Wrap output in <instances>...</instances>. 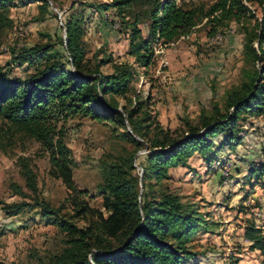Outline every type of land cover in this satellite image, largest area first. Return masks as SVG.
Segmentation results:
<instances>
[{
	"label": "rangeland",
	"instance_id": "obj_1",
	"mask_svg": "<svg viewBox=\"0 0 264 264\" xmlns=\"http://www.w3.org/2000/svg\"><path fill=\"white\" fill-rule=\"evenodd\" d=\"M111 1L47 0L49 6L44 9L41 0H12L0 23V76L13 81L27 80L34 68L14 63L13 52L65 39L64 22L73 18L82 31L84 58L91 68L97 58L111 55L116 62H128L134 69L130 95L127 99L119 97V104L131 106L129 99L139 93L141 100L147 101L151 114L143 125L156 121L172 136H181L186 133L188 123L198 125L202 113L210 114L213 104L222 106L227 90L238 85L245 71L251 68L242 55L243 34L239 27L231 22L229 29L209 37L205 20L188 36L166 45L154 44L150 64L139 66L128 54L129 23L141 12L142 6L134 4L132 9L119 13L109 5ZM179 1L185 5H207L213 0ZM261 2L264 0H253L258 15ZM102 4L107 8L101 7ZM137 18L146 38L148 23L141 16ZM100 70L111 72L110 63ZM241 124L242 140L235 148L220 146L222 138L218 136L206 159L196 153L186 167L170 168L168 180L155 183L147 178L146 183L155 196L161 192L176 195L199 218L198 231L187 246L194 256L186 264H259L261 261L258 252L248 249L244 230L251 223L264 230V177L258 182L248 174L251 167L264 163V115L247 116ZM63 128L72 152V182L76 194L53 171L48 153L40 144L13 131L0 118L1 263L49 264L68 247L71 238L54 222V217H43L37 208L14 216L3 210L4 205L32 203L10 189L11 184H16L30 195L21 173V161H27L36 174L39 200L59 209V216L79 229L92 224L95 216L79 213L75 203H82L104 217L108 215L98 190L102 161L134 156L132 174L141 191L143 168L147 166L146 142L142 141L138 147L118 136L123 131L119 124L97 122L89 117L69 118L63 122ZM126 128L130 131L127 121ZM135 138L142 140L137 135Z\"/></svg>",
	"mask_w": 264,
	"mask_h": 264
},
{
	"label": "trees",
	"instance_id": "obj_2",
	"mask_svg": "<svg viewBox=\"0 0 264 264\" xmlns=\"http://www.w3.org/2000/svg\"><path fill=\"white\" fill-rule=\"evenodd\" d=\"M11 1L0 0V23ZM134 4L142 6V10L129 23L128 54L139 66L150 64L154 44L166 45L188 36L205 20L209 37L229 29L231 22L239 27L243 34L242 55L251 68L238 85L227 90L222 106L213 104L210 114L200 115L198 125L188 123L186 133L172 136L156 121L143 125L151 114L139 93L129 99L131 106L119 104V97L127 99L130 95L134 69L128 62H116L111 55L97 58L91 68L84 58L82 31L73 18L64 22L65 39L13 52L14 63L33 67L34 71L25 81L0 76V118L13 131L40 144L48 153L53 171L73 193L77 191L72 182V152L63 128V122L69 118L81 116L117 123L123 127L120 138L138 147L143 142L147 144L141 191L132 174L134 156L102 161L98 190L108 215L104 217L82 203H75L79 213L95 216V221L85 229L72 225L59 216V209L39 200L36 174L27 161H21V173L30 195L16 184H11L10 189L32 203L22 201L2 208L11 216L37 208L43 217H54V222L70 235L68 247L49 264H186L194 256L187 246L198 231L199 218L178 196L165 192L155 196L147 178L155 183L168 180L170 168L186 167L196 153L206 159L218 136L222 138L220 146L235 148L242 140L241 122L247 116L264 115V2L260 3V15L253 0H213L207 5H185L179 0H112L109 5L120 13L132 9ZM41 5L44 9L49 6L47 0H41ZM101 7L107 8L106 4ZM138 16L148 23L146 38L138 27ZM109 63L111 72H101L100 68ZM119 107L123 110L119 111ZM248 174L261 182L264 163L251 167ZM244 239L250 251L259 253V264H264V230L251 223L245 227Z\"/></svg>",
	"mask_w": 264,
	"mask_h": 264
},
{
	"label": "water",
	"instance_id": "obj_3",
	"mask_svg": "<svg viewBox=\"0 0 264 264\" xmlns=\"http://www.w3.org/2000/svg\"><path fill=\"white\" fill-rule=\"evenodd\" d=\"M64 33L66 34V29L64 30Z\"/></svg>",
	"mask_w": 264,
	"mask_h": 264
}]
</instances>
